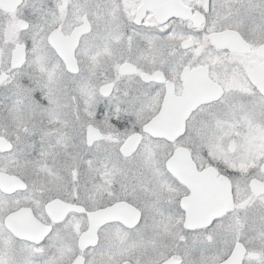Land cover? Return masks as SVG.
<instances>
[{"label":"snow or ice","instance_id":"obj_1","mask_svg":"<svg viewBox=\"0 0 264 264\" xmlns=\"http://www.w3.org/2000/svg\"><path fill=\"white\" fill-rule=\"evenodd\" d=\"M0 264H264V0H0Z\"/></svg>","mask_w":264,"mask_h":264}]
</instances>
